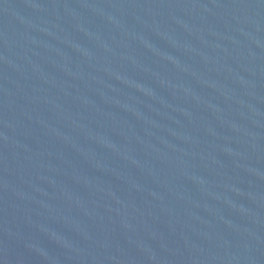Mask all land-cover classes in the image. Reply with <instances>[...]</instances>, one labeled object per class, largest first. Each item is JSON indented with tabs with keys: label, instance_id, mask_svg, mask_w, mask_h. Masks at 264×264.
<instances>
[{
	"label": "water",
	"instance_id": "1",
	"mask_svg": "<svg viewBox=\"0 0 264 264\" xmlns=\"http://www.w3.org/2000/svg\"><path fill=\"white\" fill-rule=\"evenodd\" d=\"M0 264H264V0H0Z\"/></svg>",
	"mask_w": 264,
	"mask_h": 264
}]
</instances>
